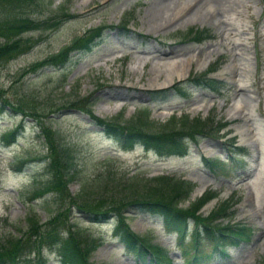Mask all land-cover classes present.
Here are the masks:
<instances>
[{
  "label": "rangeland",
  "instance_id": "rangeland-1",
  "mask_svg": "<svg viewBox=\"0 0 264 264\" xmlns=\"http://www.w3.org/2000/svg\"><path fill=\"white\" fill-rule=\"evenodd\" d=\"M26 7L25 13L34 20L49 21L53 17L60 22L55 28L21 35L35 42L26 52L0 64V96L13 105L23 103L26 111L34 110L40 124L55 129L60 141L71 149L76 176L68 185L69 192L74 194L80 187L86 191L90 186L91 196L102 195L110 188L108 178L114 176L106 175L107 171L185 178L195 187L179 206H188L200 196L199 191L213 189L219 195L211 206L201 210L203 214L228 199L235 214L232 223L252 228L248 241L230 247L228 257L215 254L201 264H258L264 259V0H38ZM62 13L72 17L64 18ZM123 19L128 32L121 28ZM99 25L109 27L89 51L72 52L63 66L45 67L16 80V73L23 67L57 52L74 37ZM191 27L206 30L211 38L201 43L185 40L183 35ZM210 54L206 65L197 69V57L203 59ZM176 68L185 75L178 79ZM208 68H213L209 72L216 73L214 78L226 80L219 94L188 81L189 76L202 75ZM163 81L169 82L165 88H154ZM87 95L93 99V114L101 118L119 112L128 118L135 110L145 108L157 123H165L177 113L210 118L214 127L218 122L227 125L189 141L185 155L159 154L138 144L124 148L78 109L50 112L52 106ZM236 102L240 106L235 108ZM20 118L4 106L0 135ZM37 127L35 120L24 117L15 141L8 146L0 141V236L24 230L26 217L31 214L43 222L55 210L50 194L28 200V195L48 178L46 160L37 159L45 154ZM240 130L246 144L238 150L234 144ZM204 157L216 158L223 168L218 166L214 171ZM20 159L29 162L15 171ZM126 216L134 232L166 247L174 264H195L191 257L181 256L177 235L168 233L159 217L137 211ZM70 218L81 237L98 243L89 257L92 264H139L112 236L113 217L94 223L72 208ZM194 228L190 220L184 245ZM40 253L43 264H59L49 249L43 248Z\"/></svg>",
  "mask_w": 264,
  "mask_h": 264
},
{
  "label": "trees",
  "instance_id": "trees-1",
  "mask_svg": "<svg viewBox=\"0 0 264 264\" xmlns=\"http://www.w3.org/2000/svg\"><path fill=\"white\" fill-rule=\"evenodd\" d=\"M37 1L0 0V64H5L32 47L35 41L29 42V39L21 37L22 34L58 26L60 19L52 20V17L49 21H38L25 13V7L30 3L37 4ZM62 16L71 18L72 14L62 13ZM126 24V19H123L121 26L127 32ZM107 27L109 26L100 25L86 30L57 52L23 67L16 73V80L23 79L45 67L63 66L72 52L89 51ZM208 38L210 35L207 31L193 28H190L185 35V39L195 42ZM188 81L216 93H219L223 85L221 81L205 75L191 76ZM178 90L184 96L187 95L180 88ZM92 100L90 95L82 96L52 106L50 112L65 108L78 109L90 119L92 124L122 147L129 148L133 144H139L144 149L159 154H185L188 140L196 141L201 136L212 134L213 129L218 132L226 125L218 122L214 127L210 124V122L213 124L210 118H190L187 114L171 115L165 123H157L150 118L145 108L135 110V113L128 118H123L122 112L109 118H100L92 113ZM4 106L10 107L15 114L21 116L20 121L13 128L1 133L0 140L4 145L14 142L20 133L24 117H29L38 123L37 135L41 137L45 150V154L38 158L46 160L45 170L48 178L28 195V199L35 200L50 194L55 202V210L42 223L34 214L27 216V227L25 231L16 229L18 235L0 236V264L20 262L31 264L33 258H30V255L33 254L38 258L42 247L54 250L60 264H92L88 258L96 244L93 239L86 240L80 237L75 224L70 221L71 208H75L92 222H104L113 216L112 234L140 264H173V260L166 247L152 244L145 234L138 235L129 229L124 215L129 208L160 217L164 228L168 232L177 234L181 254L183 256L193 254L192 259L196 264L206 260L215 252L221 256H228L229 246L248 241L252 232L251 227L244 223H231L234 215V211L231 210L232 201L221 200L207 215H203L199 212L201 207L218 195L216 191L208 190L192 200L188 206H179L181 201L189 197L194 183L173 175L145 177L136 172L127 175L107 171L106 175L112 173L114 176L108 178L111 182L110 188L102 195L91 196L93 191L90 186L86 191L83 190L84 187H80L75 194H70L68 184L76 176L71 149L60 141L55 129L50 125L40 124L38 114L34 110L26 111L22 107L23 103L13 105L5 97L0 96V113ZM241 149L243 148H239ZM26 162L28 159L19 160L16 166L20 168ZM204 162L213 169L219 166L216 159L204 158ZM224 219L228 221L224 223ZM189 220L194 221L195 228L188 244L184 245L183 238L187 233ZM207 247L210 249L208 250ZM258 264H264V259L258 261Z\"/></svg>",
  "mask_w": 264,
  "mask_h": 264
},
{
  "label": "bare ground",
  "instance_id": "bare-ground-1",
  "mask_svg": "<svg viewBox=\"0 0 264 264\" xmlns=\"http://www.w3.org/2000/svg\"><path fill=\"white\" fill-rule=\"evenodd\" d=\"M212 56H211V54L208 56V57H205V58H203V59H201V58H198L197 57V62H196V68L197 69H202L205 65H206V63L209 61V59L211 58ZM174 63V61H172L171 63H167L166 64V66H170V65H172ZM163 66V65H162ZM167 68V67H166ZM170 68V67H169ZM168 69V68H167ZM171 69V68H170ZM224 71H226V69L225 70H223V71H221V72H224ZM174 72H175V76H177L178 77V79L179 78H181V77H183L184 75H185V73H182L181 72V70H179V69H174ZM173 80V77H171V79H170V82ZM173 82V81H172ZM169 84V82H167V81H163L162 83H156V85L154 86V88H160V87H164V86H167ZM170 86V85H169ZM167 88V87H166ZM157 90H159V89H157ZM235 108L236 107H239L240 106V104H239V102H236L235 103ZM237 131H239V130H237ZM239 134H240V140L242 141V142H244V138L242 137L243 136V134H242V131L240 130V132H239ZM200 192V191H199ZM198 192V193H199ZM195 195H197V193H195L194 194V196ZM209 206V205H208Z\"/></svg>",
  "mask_w": 264,
  "mask_h": 264
}]
</instances>
